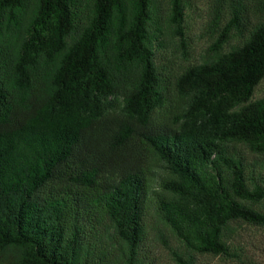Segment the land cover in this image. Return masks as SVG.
Instances as JSON below:
<instances>
[{"label":"trees","instance_id":"1","mask_svg":"<svg viewBox=\"0 0 264 264\" xmlns=\"http://www.w3.org/2000/svg\"><path fill=\"white\" fill-rule=\"evenodd\" d=\"M166 1L163 17L162 0H0V264H147L152 216L178 264L248 262L264 20L233 4L207 57L172 73L159 47L186 4Z\"/></svg>","mask_w":264,"mask_h":264},{"label":"rangeland","instance_id":"2","mask_svg":"<svg viewBox=\"0 0 264 264\" xmlns=\"http://www.w3.org/2000/svg\"><path fill=\"white\" fill-rule=\"evenodd\" d=\"M185 4L183 35H167L158 52L159 63L172 73L181 72L207 57L210 46L219 35L218 27L225 25L233 4L242 9L250 27L264 20V0H185ZM167 12L168 2L162 0L163 17ZM240 41L241 38H233L225 45V50L231 49ZM262 96H264V80L255 90V98ZM248 158L253 159L251 154ZM148 222L150 224L148 238L142 248L147 264H178L173 256V250H177L179 245L177 239L165 228L163 235L160 236L155 229L157 223L153 216L149 217ZM239 242L245 249L248 262L228 260L211 254H197L196 264H264V227L245 225L239 235Z\"/></svg>","mask_w":264,"mask_h":264}]
</instances>
